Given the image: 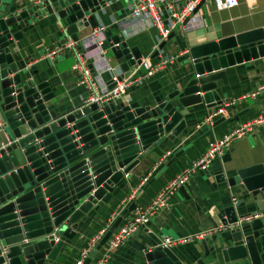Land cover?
I'll return each instance as SVG.
<instances>
[{
	"label": "water",
	"instance_id": "obj_1",
	"mask_svg": "<svg viewBox=\"0 0 264 264\" xmlns=\"http://www.w3.org/2000/svg\"><path fill=\"white\" fill-rule=\"evenodd\" d=\"M103 4L36 0L0 16V264H48L61 243L75 235L82 215L97 210L98 200L107 203L114 186L164 134L173 138L185 127L183 116L190 108L202 103L209 113L217 107L221 99L216 88L226 84V67L255 58L264 62V29L256 27L188 45L193 77L151 100L105 99L57 107L51 80L37 79V70L20 65L12 44L20 48V28H31L32 20L49 14L56 18L58 43L87 39ZM111 29L101 31L98 46L112 52L120 69L117 78H127L142 55ZM106 82L108 88L114 84L110 78ZM215 178L224 176L220 171ZM225 179L228 185L242 183L249 195L264 197V171L258 163ZM134 208L133 201L121 208L80 264H90L124 213ZM219 216L212 244L199 239L203 254L219 253L227 264H264V207L237 215L227 206ZM144 226L139 228L153 244L132 264H183L181 254ZM196 263L204 264L200 258Z\"/></svg>",
	"mask_w": 264,
	"mask_h": 264
},
{
	"label": "crops",
	"instance_id": "obj_2",
	"mask_svg": "<svg viewBox=\"0 0 264 264\" xmlns=\"http://www.w3.org/2000/svg\"><path fill=\"white\" fill-rule=\"evenodd\" d=\"M34 1L36 0H0V16L16 13ZM129 11V0H104L96 19L98 24L112 26L111 32L125 40L128 46H136L142 56H147L149 64L153 65L168 55L176 56L150 73H146L144 66H135L127 77L129 82L124 91L114 98L120 103L151 100L154 95L165 94L193 77L194 71L186 51L188 45L256 27L264 29V0H237L236 5L228 8H217L211 2L205 1L197 9V26L187 29L186 33L172 31L173 35L165 38L159 48L158 44L162 40H159L156 28L147 21H135ZM32 22L31 28H20V48L12 44L16 61L24 67L32 66V69L37 70V79L51 80L54 90L52 100L57 107L85 101L87 89L76 83L71 70L72 52L65 49L52 58L41 57L47 49L64 44L58 43L61 37L55 34L58 25L54 15L49 14ZM89 31L90 29L87 30ZM155 49H158L157 53H154ZM104 51L100 54L101 61L97 62L100 69H94L98 88H108L106 81L110 77V71L104 69L106 58H109V63L120 74L112 52L109 49ZM225 75L226 84L216 88L221 101L212 111L218 108L221 110H216L217 113L211 116L210 123L203 121L207 111L202 103L190 108L183 116L185 127L173 138L164 134L155 147L114 186L107 203L98 200L100 206L97 210L91 208L82 215L75 235L61 243L48 264H74L81 250L89 247L87 244L91 238L100 229L106 230L123 206L132 201L135 208L145 206L171 176L204 152L210 140L218 139L232 128L249 122L250 125L244 133L232 138L206 168L193 172L186 183L171 192L167 203L156 209L144 226L148 232L160 239L164 236L186 237V241H178L171 246L183 256V264H197V258L204 264H227L219 253L204 255L199 239L204 238L208 245L212 244V239L221 225L219 212L227 206H233L237 215L264 207L261 193L249 195L242 183L228 185L225 179L233 175L236 169L252 164H260L264 171V120L254 121L264 111V62L261 58L242 61L226 67ZM152 165L154 169L150 171ZM148 171L150 172L147 174ZM220 171L224 179L218 181L215 174ZM145 174L147 177L141 182ZM134 209L125 212L117 226L127 220ZM225 232L223 230L221 233ZM152 244V239L139 228L136 233L129 234L110 250L105 264L140 262L143 250ZM104 248L103 243L93 255L90 264L95 263Z\"/></svg>",
	"mask_w": 264,
	"mask_h": 264
},
{
	"label": "built area",
	"instance_id": "obj_3",
	"mask_svg": "<svg viewBox=\"0 0 264 264\" xmlns=\"http://www.w3.org/2000/svg\"><path fill=\"white\" fill-rule=\"evenodd\" d=\"M211 2L217 8H228L236 5L237 0H129L130 2V16L135 21H147L149 25L156 28L159 33V40H163L169 35L170 32L177 30L180 33L187 29L197 26V9L201 2ZM105 28L104 25L98 24L89 33L87 39H81L80 41L64 42L62 46L47 49L41 55V57L52 58L58 52L69 50L73 54V63L71 70L74 75L76 83L82 84L87 89V96L85 101H103L105 99H114L118 97L125 89L129 80L127 78H117V72L115 67L109 63V58L104 63V69L110 71V79L114 81V84L110 88L104 86L98 88L97 76L92 73L96 69H100L97 65L100 60V54L105 52L99 48L101 31ZM117 43H113L116 45ZM92 50H96L95 54H90ZM176 55H168L160 58L153 65L149 64L147 56H140V62L138 66H144L146 73L152 72L155 68L162 66L167 60H171ZM99 57V60H98ZM91 62V67L88 63ZM220 111L221 108L216 109ZM207 113L204 117V122L210 123L211 116L217 111ZM264 111L260 112L254 121H263ZM250 125L249 122L234 127L228 132L224 133L220 138L210 140L204 152L193 159L188 165L182 167L176 174L171 176L162 189L156 193L152 199L145 205L139 208H135L133 214L127 218L123 223L111 232L104 242L105 248L102 255L95 261L94 264H105L110 250L124 240L135 229L142 225H145L149 216L160 206L167 203L168 195L175 191L179 186L186 183L189 175L198 169L206 168L207 164L216 155H219L221 150L228 144V142L235 137H238L244 133V131ZM157 163V162H156ZM154 169L152 165L150 171ZM148 171L147 174L150 172ZM145 174L141 178V182L147 177ZM140 183V182H139ZM105 231V228L99 230L98 234L91 238V241L87 244L92 246L98 237ZM161 244L171 247L176 242L186 241V237L172 238L169 236L162 237ZM88 247V248H89ZM81 250L79 257L75 260L74 264H80L83 257L87 253V249Z\"/></svg>",
	"mask_w": 264,
	"mask_h": 264
},
{
	"label": "rangeland",
	"instance_id": "obj_4",
	"mask_svg": "<svg viewBox=\"0 0 264 264\" xmlns=\"http://www.w3.org/2000/svg\"><path fill=\"white\" fill-rule=\"evenodd\" d=\"M187 31V30H186ZM186 31L184 33H186ZM189 33V32H188Z\"/></svg>",
	"mask_w": 264,
	"mask_h": 264
}]
</instances>
